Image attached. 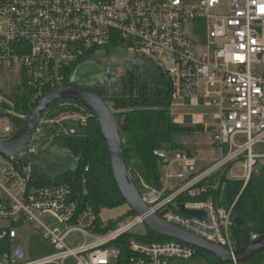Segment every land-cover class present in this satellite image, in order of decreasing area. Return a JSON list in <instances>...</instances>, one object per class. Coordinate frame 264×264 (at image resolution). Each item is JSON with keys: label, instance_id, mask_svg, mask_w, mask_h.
Here are the masks:
<instances>
[{"label": "built area", "instance_id": "built-area-1", "mask_svg": "<svg viewBox=\"0 0 264 264\" xmlns=\"http://www.w3.org/2000/svg\"><path fill=\"white\" fill-rule=\"evenodd\" d=\"M123 46L144 53L171 81L176 123L185 122L177 105L190 103L208 111L205 127L213 128L211 165L201 172L196 171L200 156L154 153L168 168L183 164L184 173L174 191L155 189L140 177L145 204L153 214L164 213L170 224L234 254L235 204L226 209L213 197L198 199L220 188L209 182L228 168V178L244 182L245 189L264 159V0H0V140L16 133L17 121H25L41 98L69 84L73 66ZM17 70L28 93L25 104L23 94L2 86L1 74ZM60 108L70 110L57 121L42 117L22 153L0 154V264H119L120 250L113 244L143 224L135 217L101 232L92 207L83 201L86 180L83 193L70 184L35 181L32 157L38 153L33 146L42 128L65 124L76 108L86 113L83 128L92 118L83 105L61 103ZM65 128L67 134L76 133ZM181 195L189 200L186 209L207 214V223L178 211ZM41 215L54 216L60 227L48 228ZM27 225L44 234L51 254L29 257L30 240L21 233ZM129 251L127 264H193L197 254L175 240H131Z\"/></svg>", "mask_w": 264, "mask_h": 264}, {"label": "trees", "instance_id": "trees-1", "mask_svg": "<svg viewBox=\"0 0 264 264\" xmlns=\"http://www.w3.org/2000/svg\"><path fill=\"white\" fill-rule=\"evenodd\" d=\"M79 65L73 66L69 77ZM68 82V81H67ZM66 82V83H67ZM97 93L110 107L115 115L123 140L124 158L133 182L139 188L141 177L151 187L164 188L161 177L163 162L154 155L158 150L166 152H185L193 156L196 146L205 139L202 127L181 125L174 121L171 113L173 104V86L169 79L157 69V77L140 73L137 69L128 71L118 79L116 86H94ZM25 96L20 102H28ZM61 103L82 106L75 100H67L54 104L43 115V118L59 120L70 109L60 108ZM24 121L18 120L16 129ZM66 124L46 125L52 134L54 146L62 149L73 160L72 168L61 170L57 175L44 171L43 164L37 162L38 156H33V178L44 186L72 185L76 192L83 193L86 180L88 195L83 199L93 209L97 216L99 231L103 229L102 212L127 206L113 177L109 152L101 134L99 124L94 118H89L88 125L81 133H65ZM208 135V133H206ZM207 135L205 137H207ZM261 160L244 189V182L228 178L229 168L213 177L209 185L220 183V188L205 196L201 201L213 197L220 207L231 208L234 204V219L245 222L243 226L233 225L231 235L235 246L239 249L248 247L253 242V236H264V165ZM172 193H168L170 195ZM189 200L179 196L176 203L187 204ZM173 208V207H172ZM178 213V211L175 209ZM136 216L129 210L126 217L108 228L115 230L127 218ZM131 240L143 243L170 242L172 239L161 237L147 228L144 236L127 234L113 244L120 250L119 264H127L131 257L129 245ZM193 264H230L204 252L197 251ZM244 264H264V253L254 257Z\"/></svg>", "mask_w": 264, "mask_h": 264}, {"label": "rangeland", "instance_id": "rangeland-1", "mask_svg": "<svg viewBox=\"0 0 264 264\" xmlns=\"http://www.w3.org/2000/svg\"><path fill=\"white\" fill-rule=\"evenodd\" d=\"M188 32L190 33L189 29L187 30V33ZM134 69H137L142 74L149 75L152 79L157 77V68L150 63L148 57H146L144 53H140L139 55L138 52H134V50L127 46L109 48L108 50H104L99 56H92L90 62L76 67L74 77L77 78L80 83H85L90 86H116L121 76ZM21 75L19 70L14 72H3L1 74L3 89L6 91V89L15 88L20 94L27 96L28 93L24 87V80H22ZM177 107L181 109L179 115L183 117L185 121L184 125L202 127L203 133H208V135L206 133L203 134L202 136H204L205 139L201 137L198 145L193 147L198 150L195 155L203 158L211 156V143L209 142V138L213 134V128L210 126V128L205 127L206 124L210 123V118L207 116L208 111L190 103L180 104L177 105ZM74 111L76 112L75 116L65 121V130L68 132L81 133L84 128L80 121L87 116L83 110L76 108ZM6 125V123L3 124L4 127H6ZM206 135L207 137H205ZM33 147L38 153L37 162L39 161L43 164L44 171H51V174L57 175L61 170L72 168V163L69 161L73 159L62 149L54 146L52 134L46 128H42ZM177 153L180 152H173V157H175ZM261 164L264 165V159ZM210 165L211 163L207 161H199L196 166V171L208 168ZM182 173H184L183 164H175L171 168L163 165L161 167L163 186L168 184L171 190L174 191L177 189L181 185V180L177 177ZM129 210L130 208L127 205L115 210H106L102 212L101 220L103 222V229L107 230L106 232L113 231L112 229L108 230V228L111 227L113 223L126 217ZM38 217L41 222L50 229L60 227L54 216L41 215ZM134 219L135 218H127L119 224L118 227ZM21 233L30 240L31 250L33 251L29 253L30 258L44 257L53 252L50 243L44 239L43 233H34L32 227L29 225H27ZM146 233L147 227L144 224L138 225L130 232L133 236H144Z\"/></svg>", "mask_w": 264, "mask_h": 264}, {"label": "water", "instance_id": "water-1", "mask_svg": "<svg viewBox=\"0 0 264 264\" xmlns=\"http://www.w3.org/2000/svg\"><path fill=\"white\" fill-rule=\"evenodd\" d=\"M93 86L80 83L73 75L69 84L45 95L33 107L29 116L16 133L8 140H0V154L5 157H16L22 153L29 145L39 121L51 106L67 100L78 101L99 124L109 152L113 177L121 195L131 212L137 218L142 219V223L149 230L161 237L178 241L230 264H244L257 255L264 253V236H261L244 249L237 248L235 253L231 254L217 244L170 224L163 218L164 213L158 215L151 213L128 170L118 121L108 104L92 90ZM177 208L183 215L208 222L207 214L204 211L188 210L183 204H179ZM233 223L239 226L245 224L239 218H235ZM206 232L211 234L210 231Z\"/></svg>", "mask_w": 264, "mask_h": 264}, {"label": "crops", "instance_id": "crops-1", "mask_svg": "<svg viewBox=\"0 0 264 264\" xmlns=\"http://www.w3.org/2000/svg\"><path fill=\"white\" fill-rule=\"evenodd\" d=\"M209 142L211 143L210 138H209ZM196 145H198V144H196ZM210 147H211V156H209V157H207V158H203V157H201L202 160L207 161V162H209V163L211 162V159H212V145H211ZM197 151H198V150L195 149V152H194L193 155H195V154L197 153ZM205 169H207V168H203V169L199 170V172H201V171H203V170H205ZM166 186H168V189H169L170 191H173V190H171V188L169 187L168 184H167Z\"/></svg>", "mask_w": 264, "mask_h": 264}]
</instances>
